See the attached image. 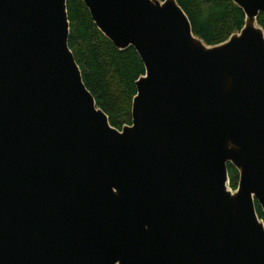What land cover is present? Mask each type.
Returning <instances> with one entry per match:
<instances>
[{"label":"water","instance_id":"1","mask_svg":"<svg viewBox=\"0 0 264 264\" xmlns=\"http://www.w3.org/2000/svg\"><path fill=\"white\" fill-rule=\"evenodd\" d=\"M233 2L244 28L208 46L177 0H84L146 68L120 131L68 0H0V264H264V0Z\"/></svg>","mask_w":264,"mask_h":264},{"label":"trees","instance_id":"2","mask_svg":"<svg viewBox=\"0 0 264 264\" xmlns=\"http://www.w3.org/2000/svg\"><path fill=\"white\" fill-rule=\"evenodd\" d=\"M165 1V0H162ZM189 17L193 32L208 46L227 42L241 32L246 16L233 0H177ZM71 34L69 46L79 64L85 85L97 105L108 116L111 125L122 131L132 125L133 102L137 81L146 75L145 65L133 48L118 50L99 30L84 0H68ZM264 30V13L258 20ZM230 186L236 190L239 173L229 165ZM259 218L264 221L257 204Z\"/></svg>","mask_w":264,"mask_h":264},{"label":"rangeland","instance_id":"3","mask_svg":"<svg viewBox=\"0 0 264 264\" xmlns=\"http://www.w3.org/2000/svg\"><path fill=\"white\" fill-rule=\"evenodd\" d=\"M230 188H231V186H230ZM232 189V188H231ZM232 191H235L234 189H232Z\"/></svg>","mask_w":264,"mask_h":264}]
</instances>
